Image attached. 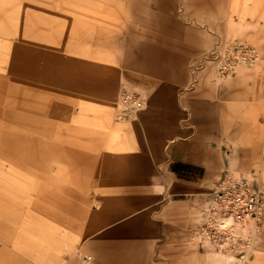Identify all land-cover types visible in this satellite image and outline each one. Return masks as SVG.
Segmentation results:
<instances>
[{
	"label": "rangeland",
	"instance_id": "374dc122",
	"mask_svg": "<svg viewBox=\"0 0 264 264\" xmlns=\"http://www.w3.org/2000/svg\"><path fill=\"white\" fill-rule=\"evenodd\" d=\"M5 1H0L2 9ZM11 1L18 12L0 20V26H12V31L0 30V174L4 177L0 190L8 186L16 193L0 196V201L15 200L13 206L21 217L24 209L38 210L40 219L48 223L53 222L49 216L59 211L63 216L69 214L80 253L93 255L86 261L79 253L81 264H93L99 251L119 257L122 224L138 212L152 214L164 224L160 206L165 202L160 201L162 195L138 205L123 202L140 188H89L99 184L100 175L85 174L89 172L84 166L88 155L101 154L104 161L106 154L126 147L120 123L146 108L149 86L227 82L238 91L237 97H244L233 101L244 104L240 111L250 123L243 132L234 133V146L223 150L224 170L217 182L204 189L207 203L202 213L192 216L191 226L173 232L159 223L154 239L143 236L150 250L143 264L147 260L149 264H264V222L256 227L250 221L239 229L248 232L250 244H236L237 252L211 244L202 233L211 193L221 180L246 178L264 193V0ZM81 30L83 45L78 40ZM239 43L255 47L261 58L239 62L229 73L219 74L217 50ZM129 47L135 61L126 58ZM80 62L85 78L64 82L66 73L75 72ZM83 79L91 86L80 87ZM122 89L138 92L142 108L125 111ZM166 94L176 97L172 89ZM50 104L48 116L44 111ZM50 136L55 146L63 147V153L45 175L34 160L45 148L31 142V137L49 143ZM108 177L116 173L108 171ZM85 179L89 180L86 185ZM36 186L47 193L33 192ZM108 199L120 201L121 214L116 220L107 221L103 213ZM92 215L97 218L91 220ZM64 224L59 225L71 226ZM26 226L30 233L38 228L36 220L29 219ZM117 226L115 235L106 237L107 230ZM130 238L135 236L127 237L122 250L131 252ZM10 245L0 241V247L10 249ZM135 254L130 253L129 264H137ZM64 259L71 264L69 256Z\"/></svg>",
	"mask_w": 264,
	"mask_h": 264
},
{
	"label": "crops",
	"instance_id": "0c3cea01",
	"mask_svg": "<svg viewBox=\"0 0 264 264\" xmlns=\"http://www.w3.org/2000/svg\"><path fill=\"white\" fill-rule=\"evenodd\" d=\"M78 36L83 45L82 30ZM126 58L130 62L135 61L131 59L130 47ZM77 66L75 72L66 73L64 82L75 78L78 82V76L85 78L83 62H80V68ZM82 83L80 85L82 88L91 86V83L84 79ZM107 86L110 87L111 84L108 83ZM149 88L151 93L145 98L146 108L133 119L120 123L126 147H120L119 151L108 156L106 154L104 161L101 154H92L88 155V163L84 162V166L89 168V172L84 171L85 174L100 175L99 184L95 181L90 182L96 185H90L89 188H140L138 193L125 196V200L123 198V202L136 205L163 196L160 201L165 203L160 206V217L164 224H161L157 217L153 218L152 214L149 216L147 213L138 212L119 228L122 234H125L119 235L121 238L119 250L122 252L120 251L119 257L116 254L112 255L118 260L122 259V264H129L132 252L137 253L133 255L137 264H143L146 257L149 260L150 250L146 247L149 243L143 236L152 235L154 239L155 233H158L159 223L173 232L175 229H186L187 226H191L192 216L195 213H202L207 203L204 201L206 198L204 189L213 185L224 170L223 150L232 148L236 142L234 133L243 132L250 123L247 116H243L245 114H241L240 111L244 104L233 101L244 97H237L238 91L231 89L227 82L151 85ZM168 89L175 90L176 97L168 96L166 94ZM247 90L245 88L246 93L243 91L245 97H248ZM49 128L51 130V125ZM49 144L51 152L48 160L53 167L56 161L58 164L63 147L55 146L51 136ZM66 150L67 147L64 151ZM108 171L115 172L116 177L109 178ZM158 179L160 181H157ZM88 181L85 179L84 184H88ZM160 185L164 186L163 189H156ZM153 187L155 188L152 192ZM117 202L120 201L109 199L106 201L103 213L106 214L107 221L120 217L121 210ZM118 227L107 230L106 237L115 235ZM131 236H135L128 239L131 240L129 242L131 252L122 250L127 237ZM148 260L145 264H149Z\"/></svg>",
	"mask_w": 264,
	"mask_h": 264
},
{
	"label": "bare ground",
	"instance_id": "6f19581e",
	"mask_svg": "<svg viewBox=\"0 0 264 264\" xmlns=\"http://www.w3.org/2000/svg\"><path fill=\"white\" fill-rule=\"evenodd\" d=\"M16 12H18V8L15 3L11 0H6L4 8L2 9L0 7V20L10 18ZM3 29L12 31V26H0V30ZM51 108L52 106L50 104L44 111L48 116L52 110ZM47 120L49 121L48 118ZM31 138L33 140L31 142L43 145L45 148L43 151L38 152V155H34V160L38 168L43 170V173L46 175V172L48 173V170L51 167V162L48 160L51 152L50 144L34 137ZM38 156H42L41 159H39ZM17 157L21 158L19 155H17ZM47 176L52 179L50 174ZM0 178L4 177L0 174ZM34 189L33 192H46L44 189L38 188L37 186ZM14 193L16 192L11 190V187L9 188L8 186L4 188V192L0 190V196L10 197V194ZM53 198L57 202V197L55 195ZM15 203L16 201L12 199L0 201V241L6 242V244H11L10 249L4 246L0 247V264H68L64 259L66 256L70 257L68 261L71 262V264H81L78 261V255L81 252V249L76 241L77 238L73 239L72 233L74 231V222L71 217H69V214L68 216H63L62 212L59 211L58 214L49 216V218H52L53 222L48 223L40 219V215L37 213L38 210L33 211L29 206L28 209H24L23 211L24 217H21L20 212L17 211L15 206H13ZM104 210L105 207H103V211ZM96 218V215L91 216V220ZM29 219L32 221L36 220V226L38 227L35 231L31 230V233L29 232L30 230H27V228L30 229V226H26V222L29 221ZM59 224L71 226L65 228L61 227ZM26 230L27 232H25ZM73 240H75V243ZM19 252L25 254L26 257L22 258V256L18 254ZM81 253L80 255H82V257H87L86 261L93 257L92 254L84 255ZM112 254L113 253L109 254L108 252L106 254L103 253V251L97 252L93 264H99V261L101 260L103 261L102 264H112L113 261L122 264V259L118 260L117 257L114 258Z\"/></svg>",
	"mask_w": 264,
	"mask_h": 264
},
{
	"label": "built area",
	"instance_id": "2783aa9c",
	"mask_svg": "<svg viewBox=\"0 0 264 264\" xmlns=\"http://www.w3.org/2000/svg\"><path fill=\"white\" fill-rule=\"evenodd\" d=\"M261 56L264 57V54ZM261 56L255 47L247 43L224 45L217 50V72L225 75L239 62L257 60ZM120 92L125 111L133 112L142 108L143 100L138 92L129 89ZM220 183L211 193L203 216L202 233L211 244L237 252L236 244H250L248 232L239 229H245L250 221L256 227L264 222V193L246 178L223 179Z\"/></svg>",
	"mask_w": 264,
	"mask_h": 264
}]
</instances>
